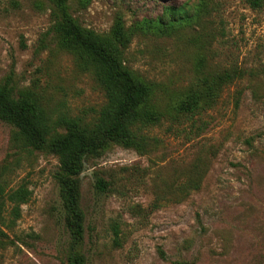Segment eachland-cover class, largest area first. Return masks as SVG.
I'll return each mask as SVG.
<instances>
[{"label": "rangeland", "instance_id": "rangeland-1", "mask_svg": "<svg viewBox=\"0 0 264 264\" xmlns=\"http://www.w3.org/2000/svg\"><path fill=\"white\" fill-rule=\"evenodd\" d=\"M98 33L135 30L127 62L160 83V109L199 71L235 69L211 108L150 134L144 153L104 141L80 174L84 232L74 236L58 180L59 157L17 147L0 118V171L32 190L22 215L0 232V264H264V0H69ZM49 0H0V83L33 92L49 110L92 123L103 88L51 30ZM162 27L161 22H169ZM64 131V127L55 124ZM97 174L114 181L96 188ZM121 244L114 242L113 224Z\"/></svg>", "mask_w": 264, "mask_h": 264}, {"label": "trees", "instance_id": "trees-1", "mask_svg": "<svg viewBox=\"0 0 264 264\" xmlns=\"http://www.w3.org/2000/svg\"><path fill=\"white\" fill-rule=\"evenodd\" d=\"M52 4L51 30L59 35L62 48L74 54L84 69L91 71L106 96L104 105L90 124L82 117L59 114L53 121L49 110L33 92L12 95L9 83H0V118L14 127L13 142L17 147L48 149L59 157L58 180L68 211L67 222L75 237L84 232V213L80 206V174L85 158L101 144L116 141L144 153L156 126L171 125L193 119L217 101L221 90L239 74L235 69L199 71L193 86L183 91L166 110L160 109V83L143 76L127 62L126 52L133 42L135 30L120 20L107 33H98L82 25L72 14L69 0H49ZM253 7L263 0H246ZM175 19L161 22L170 27ZM55 124L64 127V131ZM9 166L0 171V232L7 234L9 224L22 215V205L30 201L32 190L26 182L7 186ZM114 181L97 174L96 188L113 191ZM114 242L121 244L120 227L113 224Z\"/></svg>", "mask_w": 264, "mask_h": 264}]
</instances>
